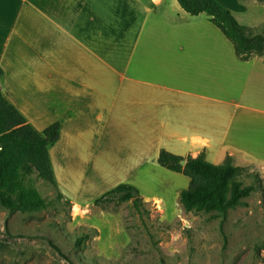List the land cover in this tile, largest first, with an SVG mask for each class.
<instances>
[{
    "label": "crops",
    "instance_id": "1",
    "mask_svg": "<svg viewBox=\"0 0 264 264\" xmlns=\"http://www.w3.org/2000/svg\"><path fill=\"white\" fill-rule=\"evenodd\" d=\"M170 2L173 10L165 8ZM180 7L176 0H0L2 90L38 130L61 123L50 156L62 189L66 175L85 185L97 153L90 146L104 138V153L117 155L112 171L145 173L166 149L184 157L203 152L214 164L230 155L264 175V57L240 59L230 70L221 69L219 54L182 56L214 54L220 42L209 26L183 22H211L209 15ZM148 27L184 72L134 70L129 48ZM236 69L244 72L237 88ZM221 70L230 78L223 84ZM64 191L80 200L81 191Z\"/></svg>",
    "mask_w": 264,
    "mask_h": 264
},
{
    "label": "rangeland",
    "instance_id": "2",
    "mask_svg": "<svg viewBox=\"0 0 264 264\" xmlns=\"http://www.w3.org/2000/svg\"><path fill=\"white\" fill-rule=\"evenodd\" d=\"M217 1L241 24L250 26L254 33L264 34V0ZM165 8L173 10L171 2ZM186 21L209 26L211 36L220 46L213 50L214 54L190 49L182 56L207 58L219 54L221 69L232 70L241 65L233 43L210 21L183 20ZM134 43L129 49H134V70L138 74L184 72L182 66H171L168 58L177 55L164 46L162 36L150 38L149 27L135 47ZM254 56L264 57V50ZM243 73L236 69V80L231 78L235 88ZM228 75L221 70L219 82L229 81ZM104 141L105 138L90 146L97 153L84 186L67 175L63 177L65 190L82 192L79 201L75 200L78 195L75 199L69 197L59 185L57 191L34 173L30 183L49 203L48 208L9 213L0 207V264H264V175L257 179L248 168L242 172V185L256 184V190L225 216L216 209L186 211L179 202V193L188 187L189 177L158 163L140 174L112 171L116 163L112 159L117 155L104 153ZM116 181L139 188L143 197L139 209L133 201L111 202L104 207L95 204ZM59 193L64 197L60 198ZM80 238L83 241L78 246Z\"/></svg>",
    "mask_w": 264,
    "mask_h": 264
},
{
    "label": "trees",
    "instance_id": "3",
    "mask_svg": "<svg viewBox=\"0 0 264 264\" xmlns=\"http://www.w3.org/2000/svg\"><path fill=\"white\" fill-rule=\"evenodd\" d=\"M191 15L206 13L211 22L220 29L234 45L241 60H249L264 50V34L254 33L250 26L241 24L233 13L217 0H177ZM0 67V207L15 212H39L49 203L30 183V176L36 173L59 191L53 169L50 148L60 139L61 123L55 121L38 130L24 114L4 95ZM185 160L182 165L181 161ZM158 164L170 171L189 177V185L179 193V202L186 211L194 208L219 210L224 216L228 210L244 204V198L256 190V184L243 186L240 176L244 167L236 166L228 155L221 164L206 160L202 152L186 157L161 149ZM250 175L261 179L257 171ZM229 193V196L227 195ZM63 198L64 195L59 193ZM133 201L136 209L143 203L139 188L131 183H120L95 200L104 207L111 202ZM83 239L77 241L79 246Z\"/></svg>",
    "mask_w": 264,
    "mask_h": 264
},
{
    "label": "water",
    "instance_id": "4",
    "mask_svg": "<svg viewBox=\"0 0 264 264\" xmlns=\"http://www.w3.org/2000/svg\"><path fill=\"white\" fill-rule=\"evenodd\" d=\"M181 164L184 165V164H185V160H182V161H181Z\"/></svg>",
    "mask_w": 264,
    "mask_h": 264
}]
</instances>
